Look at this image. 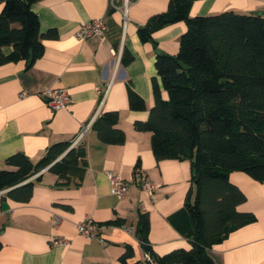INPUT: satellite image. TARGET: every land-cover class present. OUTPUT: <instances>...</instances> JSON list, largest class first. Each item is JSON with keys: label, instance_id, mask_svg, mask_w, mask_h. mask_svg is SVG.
Masks as SVG:
<instances>
[{"label": "crops", "instance_id": "obj_1", "mask_svg": "<svg viewBox=\"0 0 264 264\" xmlns=\"http://www.w3.org/2000/svg\"><path fill=\"white\" fill-rule=\"evenodd\" d=\"M168 1L32 2L40 33L54 29L57 38L42 40L43 54L33 65L23 60L0 66V169L13 170L5 160L17 152L37 164L51 145H69L84 130L76 146L83 152L82 172L79 177L60 179L49 167L40 170L29 178L33 189L26 204L0 191V264H123L126 246L132 256L124 264H155L144 262L145 253L136 238L139 212L148 216L146 237L154 255L191 248V230L182 211L188 192L192 191L193 200L195 191L191 162L156 160L150 133L134 129L136 122L147 120L154 103L155 50L175 56L186 30L183 22L169 24L154 31L152 42L140 41L138 29L156 13L165 12ZM225 11L264 17V0H194L189 15ZM95 19L104 21V35L75 39L77 29ZM124 50L133 57L127 65L120 62ZM10 51V47L2 49L4 54ZM127 86L144 101L145 110H130ZM59 89L69 96L68 105L51 110L44 94ZM105 112L118 113L115 125L125 135L122 145L97 139L91 125ZM108 174L128 184L123 199L110 194ZM228 178L245 197L236 211L252 214L255 221L230 232L208 249V255L215 264H264V182H255L239 171ZM140 182L155 188L146 192ZM56 217L58 225H54ZM87 219L103 226L105 245L77 233L76 225ZM115 220L122 224H108ZM53 235L67 244L53 246Z\"/></svg>", "mask_w": 264, "mask_h": 264}, {"label": "trees", "instance_id": "obj_2", "mask_svg": "<svg viewBox=\"0 0 264 264\" xmlns=\"http://www.w3.org/2000/svg\"><path fill=\"white\" fill-rule=\"evenodd\" d=\"M33 1L0 0V66L23 60L33 65L43 54L42 40L57 38L54 29L40 33L38 17L31 10ZM193 1L169 0L166 11L150 17L137 32L141 42H152L151 35L159 28L186 25L175 56L156 53L154 103L147 120L134 124L136 131L150 133L156 160L191 162L195 186L193 200L189 191L182 210L191 230L189 250L154 255L146 237L148 216L139 212L136 238L155 264H215L208 249L255 221L252 214L236 211L245 197L229 183V174L239 171L264 182V17L232 11L192 17ZM5 47L11 48L7 54L2 52ZM132 60L124 50L121 64ZM178 61L188 70L183 71ZM127 93L130 110H145L131 87L127 86ZM117 123L118 113L105 112L91 126L102 143L122 145L125 135ZM70 145H51L37 164L21 152L12 154L5 165L13 170L0 169V191L9 190L8 199L26 204L33 189L29 178L40 170L49 167L60 179L81 176L82 149ZM130 249L125 247L123 264L132 256Z\"/></svg>", "mask_w": 264, "mask_h": 264}, {"label": "built area", "instance_id": "obj_3", "mask_svg": "<svg viewBox=\"0 0 264 264\" xmlns=\"http://www.w3.org/2000/svg\"><path fill=\"white\" fill-rule=\"evenodd\" d=\"M112 2V0H111ZM105 32V24L102 19H95L93 21H90L88 23H85L81 25L77 31L74 33L75 39L78 40H84L90 36L96 35V36H103ZM22 95V94H21ZM47 99V105L51 110H62L65 109L69 102V96L67 93L61 89L59 90H50L46 91L44 94ZM23 96V95H22ZM84 134V130L80 133V135L75 138V141H73L70 145V148H76L79 141L81 140L82 136ZM39 175L37 173L34 175L36 177ZM108 179V185L110 189V194L114 197H117L118 199H123L127 193V186L128 184L117 178L116 176H112L111 174L106 175ZM139 187H141L144 191L151 193L155 185L150 184L149 182H140L138 183ZM3 193V192H1ZM60 223L59 218H54V225H58ZM103 226L101 224H98L96 222H93L90 219L84 220L82 222H79L76 225V231L79 235L83 236L87 240H95L100 245H105L104 239H102L101 231ZM51 244L53 246H65L67 244L66 240L61 239L57 235L51 236ZM144 262L151 263L152 260L148 253H145L144 255Z\"/></svg>", "mask_w": 264, "mask_h": 264}, {"label": "water", "instance_id": "obj_4", "mask_svg": "<svg viewBox=\"0 0 264 264\" xmlns=\"http://www.w3.org/2000/svg\"><path fill=\"white\" fill-rule=\"evenodd\" d=\"M260 15V13H257V16H259ZM155 52L156 53H162V52H160L159 50H155ZM177 64L179 65V67L181 68V69H183V71L184 70H188V67L185 65V64H183L181 61H178L177 62ZM9 190H6V192H8ZM2 208H3V210H6L7 209V205H5L6 204V197H3L2 198Z\"/></svg>", "mask_w": 264, "mask_h": 264}]
</instances>
